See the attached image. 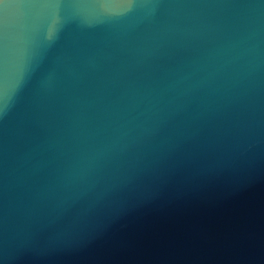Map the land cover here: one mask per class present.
<instances>
[{
    "label": "water",
    "instance_id": "1",
    "mask_svg": "<svg viewBox=\"0 0 264 264\" xmlns=\"http://www.w3.org/2000/svg\"><path fill=\"white\" fill-rule=\"evenodd\" d=\"M0 264H264V0H0Z\"/></svg>",
    "mask_w": 264,
    "mask_h": 264
}]
</instances>
